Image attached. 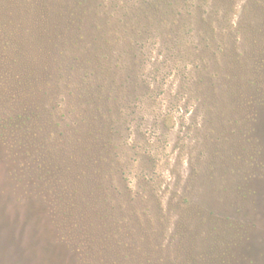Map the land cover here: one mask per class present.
<instances>
[{
  "label": "trees",
  "instance_id": "trees-1",
  "mask_svg": "<svg viewBox=\"0 0 264 264\" xmlns=\"http://www.w3.org/2000/svg\"><path fill=\"white\" fill-rule=\"evenodd\" d=\"M0 14L13 45L24 57L30 54L34 74L41 71L34 81H43V94L63 88L77 95L71 123L54 122L55 106L48 118L61 173L73 186L77 215L92 236L99 228L96 218L108 227L106 233L119 234L112 230L124 217L115 196L137 199L123 184L131 155L155 166L151 151L133 144L140 139L134 135L138 127L130 126L145 117L141 104L160 85L150 77L158 68L147 65L149 45H159L170 61H190L177 70L187 76L181 88L200 111L194 141L200 152L179 190L188 203L172 204L181 215L175 234L195 235L206 228L210 237L219 222L226 226L224 234L207 239L205 256L213 264H240L252 247L253 184L264 178V0H0ZM159 117L165 124L171 119L168 113ZM59 127L64 132L58 135ZM123 130L134 139H121ZM207 195L232 200V214L210 210L209 201H202ZM149 236L141 237L149 248L140 247L141 255L155 252L157 263H163L161 255L171 244L159 246ZM97 238L89 247L101 241ZM177 244L193 250L188 243Z\"/></svg>",
  "mask_w": 264,
  "mask_h": 264
},
{
  "label": "rangeland",
  "instance_id": "rangeland-1",
  "mask_svg": "<svg viewBox=\"0 0 264 264\" xmlns=\"http://www.w3.org/2000/svg\"><path fill=\"white\" fill-rule=\"evenodd\" d=\"M9 31L0 14V264H147V260L152 264H182L186 257L190 259L187 264H213L212 258L208 260L205 256L207 239L222 237L225 225L218 226V222L215 226L219 235L214 232L210 237L207 232L211 230L206 228L195 235L175 234V224L181 215L174 212L172 204L188 203L179 190L200 152L194 142L200 111L181 88L187 76L177 70L179 66L190 65V61L178 58L170 61L159 45H149L147 65L158 68L150 77L159 79L160 85L141 104L146 111L141 115L145 117L130 126L138 127V134L134 135L140 140L133 144L151 151L155 166L153 169L151 162L147 165L135 162L137 155H131L123 184L137 201L129 202L125 195L120 200L115 196L113 201L121 207L119 214L124 221L117 225L123 231L116 232L117 227L112 231L125 236H114L110 230L106 233L103 229L108 227L102 226L97 218L94 220L100 229L95 228L92 236L86 234L87 225L77 215L73 186L61 173L62 164L52 146L56 138L48 118L49 107L55 106L54 122L61 126L71 123L77 95L63 88L44 95L47 89L43 81H34L41 71L34 74V67L26 58L30 54L24 57L18 51ZM149 70L150 67L146 73ZM165 113L171 116L166 124L159 117ZM55 130L58 135L64 132L61 127ZM121 135V139L128 141L134 137L124 130ZM253 187L256 204L248 213L252 219L248 233L252 247L242 256V264H264V178ZM219 197L208 196L202 201H209L206 206L223 216L232 214L229 207L232 200ZM158 207L163 208L162 212ZM134 217H139L140 231ZM103 231L106 238H101ZM144 234L150 235L159 246L171 244L161 255L163 263H157L159 255L155 252L150 257L141 255L140 247L149 249L141 239ZM97 237L101 241L89 247L91 239ZM178 242L192 245L193 250L178 248ZM73 245L79 246V250Z\"/></svg>",
  "mask_w": 264,
  "mask_h": 264
}]
</instances>
